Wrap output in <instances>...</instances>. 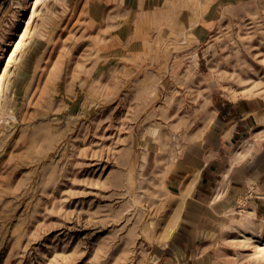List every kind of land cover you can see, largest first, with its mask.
<instances>
[{
	"label": "rangeland",
	"instance_id": "1",
	"mask_svg": "<svg viewBox=\"0 0 264 264\" xmlns=\"http://www.w3.org/2000/svg\"><path fill=\"white\" fill-rule=\"evenodd\" d=\"M229 100L264 134V0H0V264H264L176 176Z\"/></svg>",
	"mask_w": 264,
	"mask_h": 264
},
{
	"label": "crops",
	"instance_id": "2",
	"mask_svg": "<svg viewBox=\"0 0 264 264\" xmlns=\"http://www.w3.org/2000/svg\"><path fill=\"white\" fill-rule=\"evenodd\" d=\"M252 112L239 101L221 104L216 125L185 146L176 176L186 178L182 193L191 206L233 210L264 229V134Z\"/></svg>",
	"mask_w": 264,
	"mask_h": 264
},
{
	"label": "bare ground",
	"instance_id": "3",
	"mask_svg": "<svg viewBox=\"0 0 264 264\" xmlns=\"http://www.w3.org/2000/svg\"><path fill=\"white\" fill-rule=\"evenodd\" d=\"M247 238V237H246ZM246 238H243V239H246ZM247 240V239H246Z\"/></svg>",
	"mask_w": 264,
	"mask_h": 264
}]
</instances>
